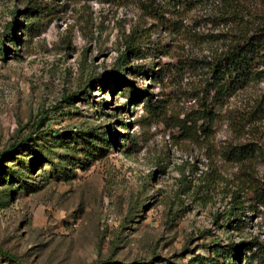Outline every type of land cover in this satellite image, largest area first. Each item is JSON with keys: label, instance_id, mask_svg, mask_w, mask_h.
<instances>
[{"label": "rangeland", "instance_id": "obj_1", "mask_svg": "<svg viewBox=\"0 0 264 264\" xmlns=\"http://www.w3.org/2000/svg\"><path fill=\"white\" fill-rule=\"evenodd\" d=\"M33 1L50 0H0V152L18 144L0 166V264H264V77L219 99L211 72L264 28V0H52L30 19ZM129 44V68L164 76L101 90ZM240 243L235 260L211 251Z\"/></svg>", "mask_w": 264, "mask_h": 264}, {"label": "trees", "instance_id": "obj_2", "mask_svg": "<svg viewBox=\"0 0 264 264\" xmlns=\"http://www.w3.org/2000/svg\"><path fill=\"white\" fill-rule=\"evenodd\" d=\"M52 0L46 1L44 3L33 1L31 2L30 7H26V11L29 12L31 18H40L51 13L53 7L50 6ZM200 0H169V4L174 8H186ZM33 16V17H32ZM34 22L28 23V28H33ZM16 27V24L13 23L11 30L13 31ZM131 60L128 59V56ZM141 55L139 47L135 44H129L124 53L120 54L116 59L110 71H107L105 76L98 81V87L103 90L111 81H113L114 89L122 87L123 85L132 84L126 79L125 71L129 70L132 73L144 72L145 75H150L154 80H161L164 76L162 68L160 70H153L151 67H145L144 65H136L130 67V62L134 59L139 58ZM212 77L215 85V94L219 96V99L230 96L235 93L236 90L242 89L244 86L248 85L250 82L261 79L264 77V28H257L253 31L247 32L244 35H241L240 38L233 43L228 52L218 59L212 69ZM134 91L136 92L135 100H139L142 97L144 98L145 107L149 111L154 112L158 110L159 106L153 104L151 101V95L147 94L145 90L137 88L132 85ZM104 103L99 104L102 107ZM258 110L264 112V93L262 94L258 104L256 105ZM105 134V133H104ZM56 136V135H53ZM128 139V136H127ZM250 145H243L239 147L237 154L247 157L250 155L248 152ZM16 147L18 144L12 145L7 150L0 152V166L4 164L8 159L14 161L13 154L16 152ZM5 167V168H4ZM6 166L0 168V171L3 172L6 169ZM8 173L12 174L10 170ZM24 189L34 190L37 188V184H29L26 181L23 182ZM252 192L256 200L264 205V182H256L252 188ZM234 210V207H232ZM238 209V207H237ZM234 220L238 221V218ZM244 243L240 244H231L228 247V250H218L212 248V253H216L219 257H231L233 260L238 259L237 253L242 249ZM212 247V246H210ZM219 247V246H218ZM214 248H216L214 246ZM226 255V256H224ZM195 261H198L199 264H218L215 259L204 257L196 258ZM230 264V263H229Z\"/></svg>", "mask_w": 264, "mask_h": 264}]
</instances>
